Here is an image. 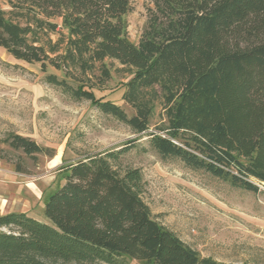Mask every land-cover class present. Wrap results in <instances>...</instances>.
Instances as JSON below:
<instances>
[{
    "label": "trees",
    "instance_id": "trees-1",
    "mask_svg": "<svg viewBox=\"0 0 264 264\" xmlns=\"http://www.w3.org/2000/svg\"><path fill=\"white\" fill-rule=\"evenodd\" d=\"M132 0H9L0 3V47L16 59L63 73L46 81L91 100L135 132L161 106L162 134L151 147L230 185L264 182V0H152L137 43L128 35ZM55 34L56 39L52 37ZM130 75L122 99L96 89L111 77L107 60ZM4 142L27 155L52 149L17 133ZM128 146L85 153L63 165L65 182L45 202L50 223L0 213V264H217L155 219L140 168L123 166Z\"/></svg>",
    "mask_w": 264,
    "mask_h": 264
},
{
    "label": "rangeland",
    "instance_id": "rangeland-1",
    "mask_svg": "<svg viewBox=\"0 0 264 264\" xmlns=\"http://www.w3.org/2000/svg\"><path fill=\"white\" fill-rule=\"evenodd\" d=\"M0 3L5 10L11 9L9 0ZM150 7L152 0L131 2L126 19L129 38L135 43L147 24ZM106 62L111 77L96 93L132 116L135 110L122 99L130 75L118 61ZM49 73L63 76L53 66L44 71L40 63L16 59L0 47V175L7 184L5 191L0 182V191L9 197L16 195L10 208L23 207L28 200L29 214L50 223L45 202L65 182L63 165L85 153L128 146L122 164L141 169L143 198L155 219L217 264H264V182L253 179L259 190L251 191L192 169L179 159L162 158L149 143L150 133L162 134L159 127L166 119L160 105L150 128L137 133L91 100H76L48 83L45 77ZM9 133L37 141L52 149L53 156H30L11 147L4 142ZM129 262L153 264L137 259Z\"/></svg>",
    "mask_w": 264,
    "mask_h": 264
},
{
    "label": "crops",
    "instance_id": "crops-1",
    "mask_svg": "<svg viewBox=\"0 0 264 264\" xmlns=\"http://www.w3.org/2000/svg\"><path fill=\"white\" fill-rule=\"evenodd\" d=\"M3 176L4 175H0V182H4L1 179V177H3ZM3 184H4L3 187H4L5 191H7V189L5 188V185H7V184H5V182ZM15 197H16V195H11L9 197V196L5 195L3 192L0 191V213H9V212L16 211V212H25L28 215H30L29 212H28V210H29L28 207L30 206V203H29L28 200H27L28 203L27 202L23 203V205L26 206V208L24 206L20 207V208H16V209H14V207L10 208L11 207L10 205H12L11 201H13L15 199Z\"/></svg>",
    "mask_w": 264,
    "mask_h": 264
}]
</instances>
